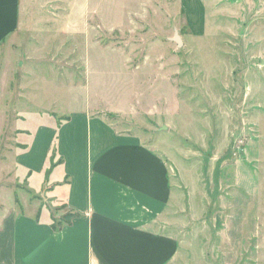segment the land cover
<instances>
[{"label":"rangeland","instance_id":"obj_1","mask_svg":"<svg viewBox=\"0 0 264 264\" xmlns=\"http://www.w3.org/2000/svg\"><path fill=\"white\" fill-rule=\"evenodd\" d=\"M201 2L198 27L182 0H22L0 50V222L26 187L6 174L15 130L88 110L167 162L171 264H264V0Z\"/></svg>","mask_w":264,"mask_h":264},{"label":"crops","instance_id":"obj_2","mask_svg":"<svg viewBox=\"0 0 264 264\" xmlns=\"http://www.w3.org/2000/svg\"><path fill=\"white\" fill-rule=\"evenodd\" d=\"M182 3L200 27L201 0ZM22 9L0 0V50L21 29ZM46 117L15 130L5 157L7 176L21 174L26 187L10 200L18 212L1 219L0 264H171L176 240L158 230L174 194L162 156L88 110ZM46 195L76 216L71 223L54 227Z\"/></svg>","mask_w":264,"mask_h":264},{"label":"trees","instance_id":"obj_3","mask_svg":"<svg viewBox=\"0 0 264 264\" xmlns=\"http://www.w3.org/2000/svg\"><path fill=\"white\" fill-rule=\"evenodd\" d=\"M53 168V167H52ZM73 215V214H72ZM74 217H76L75 215H73L72 217H71V219H69V221H67V224H69V223H71V220L74 218ZM66 224V225H67ZM55 228H60V227H57V226H54Z\"/></svg>","mask_w":264,"mask_h":264},{"label":"water","instance_id":"obj_4","mask_svg":"<svg viewBox=\"0 0 264 264\" xmlns=\"http://www.w3.org/2000/svg\"><path fill=\"white\" fill-rule=\"evenodd\" d=\"M175 39L177 40L178 44L182 45V41L179 39V37H178V36H176V38H175Z\"/></svg>","mask_w":264,"mask_h":264}]
</instances>
